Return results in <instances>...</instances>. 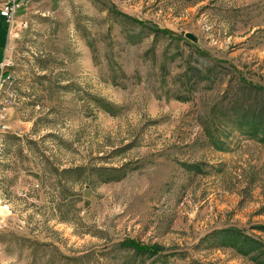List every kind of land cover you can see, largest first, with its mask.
Returning <instances> with one entry per match:
<instances>
[{
	"label": "rangeland",
	"instance_id": "obj_1",
	"mask_svg": "<svg viewBox=\"0 0 264 264\" xmlns=\"http://www.w3.org/2000/svg\"><path fill=\"white\" fill-rule=\"evenodd\" d=\"M15 19L0 264L262 263L233 236L264 246V132L242 123L264 118V0H32Z\"/></svg>",
	"mask_w": 264,
	"mask_h": 264
},
{
	"label": "built area",
	"instance_id": "obj_2",
	"mask_svg": "<svg viewBox=\"0 0 264 264\" xmlns=\"http://www.w3.org/2000/svg\"><path fill=\"white\" fill-rule=\"evenodd\" d=\"M31 2L32 0H3L0 3V15L5 18L6 23L9 25V45L11 43V40L13 39L14 42L22 31V29H25L27 27V25L16 21L15 18L18 10L22 6H26L28 3L30 4ZM19 29L21 30L19 31ZM13 65L14 63L10 59H8L7 54H5L3 61L0 63V67L2 69V73L0 76V129H10L9 123L6 120V111L9 108L16 106L21 99V88L14 87L15 73H13V71L11 70V67Z\"/></svg>",
	"mask_w": 264,
	"mask_h": 264
},
{
	"label": "trees",
	"instance_id": "obj_3",
	"mask_svg": "<svg viewBox=\"0 0 264 264\" xmlns=\"http://www.w3.org/2000/svg\"><path fill=\"white\" fill-rule=\"evenodd\" d=\"M125 17L133 19L136 23H138L140 26L143 27H150L152 29V32L157 36L160 34H167L170 33L171 30L167 28H161L158 24H149L142 19L134 18L130 15H125ZM264 89V88H263ZM249 115V110H246L244 112V118H242V123L248 125L251 128L252 133L254 135H258L260 132H264V118H247ZM264 141V137L261 138ZM259 229L264 231V225L259 226ZM240 238V237H239ZM238 238V235L233 236L234 244L241 245L240 250L241 252H244L247 255L252 254L253 252L257 251L258 253L255 254V257L259 260V257H261V261L264 264V246L255 240H252L251 238H241L244 240H240ZM122 245L128 248L133 249L136 251L137 254L141 255H148L150 257L160 255L161 253H165V251L169 250V248L163 247L159 244H147L144 242H141L139 240H136L134 238H127L123 240ZM261 263V264H262Z\"/></svg>",
	"mask_w": 264,
	"mask_h": 264
},
{
	"label": "crops",
	"instance_id": "obj_4",
	"mask_svg": "<svg viewBox=\"0 0 264 264\" xmlns=\"http://www.w3.org/2000/svg\"><path fill=\"white\" fill-rule=\"evenodd\" d=\"M0 18L1 19H3L4 21H6L5 20V18L4 17H2L1 15H0ZM0 26H1V22H0ZM7 31V30H6ZM6 31L5 30H3V32L1 31V28H0V48H2V49H4V47H5V42H6ZM3 59V58H2ZM1 59V60H2ZM0 60V61H1ZM259 148H261V150L263 149V151L261 152V154H263L264 155V146H259ZM229 157V156H228ZM230 158V157H229ZM236 166H238V164H236V162L235 163H232L231 164V167H236ZM230 167V168H231ZM239 167V166H238ZM258 167L262 170V172H264V164H261V165H258ZM223 179V178H222ZM244 182H246V184H248V180L246 179V181H244ZM261 182V181H260ZM262 182H264V181H262ZM255 183H257V181H255Z\"/></svg>",
	"mask_w": 264,
	"mask_h": 264
},
{
	"label": "water",
	"instance_id": "obj_5",
	"mask_svg": "<svg viewBox=\"0 0 264 264\" xmlns=\"http://www.w3.org/2000/svg\"><path fill=\"white\" fill-rule=\"evenodd\" d=\"M186 36L192 40H196L197 37L193 33H187Z\"/></svg>",
	"mask_w": 264,
	"mask_h": 264
},
{
	"label": "bare ground",
	"instance_id": "obj_6",
	"mask_svg": "<svg viewBox=\"0 0 264 264\" xmlns=\"http://www.w3.org/2000/svg\"><path fill=\"white\" fill-rule=\"evenodd\" d=\"M14 78H15V77H14ZM14 82H15V79H14ZM1 130H4V131H5V130H7V129H0V131H1Z\"/></svg>",
	"mask_w": 264,
	"mask_h": 264
}]
</instances>
